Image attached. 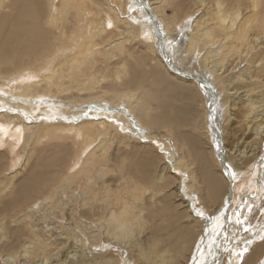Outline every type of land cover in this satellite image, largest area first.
Returning a JSON list of instances; mask_svg holds the SVG:
<instances>
[{"label":"bare ground","instance_id":"bare-ground-1","mask_svg":"<svg viewBox=\"0 0 264 264\" xmlns=\"http://www.w3.org/2000/svg\"><path fill=\"white\" fill-rule=\"evenodd\" d=\"M166 6L171 13L165 12ZM196 7L200 14L187 31L185 50L171 47L169 39L176 42L181 37L184 21ZM172 80L185 89L192 86L204 100L192 127L214 146L211 155L225 183L218 196L211 183L217 176L201 151L185 144L179 148L165 138L156 143L159 127L177 129L174 118L154 108V100L159 109L166 107L160 87L173 89ZM14 85L17 97L9 94ZM180 121L183 124L186 117ZM0 126V145L5 143L11 154H22L23 164L10 176L3 175L1 162L7 157L0 152V200L17 205L41 198L39 207L45 206L50 217L59 219L65 212L74 217L82 232L81 246L85 247V237L93 244L103 235L109 239L105 244L127 251L117 263L111 256L101 257L104 264L134 263L128 254L138 242L136 234L147 225L152 234L164 229L165 221H179L173 211L189 217V223L200 219L197 245L194 236L176 246L175 256L156 249L161 237L144 238L148 252L138 254V264H236L237 244L242 245L240 250L248 249L238 264H264V213L248 227L257 215L256 200L264 203L263 193L256 199L260 182L264 188V0H0ZM70 127L80 157L73 171L58 180L60 167L74 157V147H64L54 138ZM164 131L177 140L179 130ZM139 132L143 138H137L145 142L136 158L132 138ZM41 138L53 141L36 152ZM228 140L232 148H226ZM113 141L116 148L110 152ZM148 143L151 151L160 144L159 152L168 153L166 162L173 159V166L155 171L156 156L147 149ZM195 161L205 170L200 180L191 169ZM170 169L188 176L176 184L187 210L179 203L170 210L168 201L152 207L170 194L165 192ZM202 195L213 202L211 206L218 202L215 210H209ZM246 201L251 204L244 208ZM30 207L31 214L40 210ZM27 225L30 237L22 255L31 251L40 232L37 222ZM3 226L0 218V240ZM246 229L252 231L243 237ZM48 230L54 244L58 238ZM165 232L166 228L160 233ZM38 241L42 255L38 263L49 259L53 263L57 252L49 257ZM25 255L21 262L16 254L8 258L23 264Z\"/></svg>","mask_w":264,"mask_h":264},{"label":"rangeland","instance_id":"rangeland-1","mask_svg":"<svg viewBox=\"0 0 264 264\" xmlns=\"http://www.w3.org/2000/svg\"><path fill=\"white\" fill-rule=\"evenodd\" d=\"M144 7H146V5ZM198 11H200V10H198V8L196 7L188 15L189 17H191V19L188 21H184V25L182 26V31H181V37L177 36V38L175 40L176 42H172L173 39H171V38L169 39V43H170L171 47L172 46H179L180 51L185 50V45L187 43L188 35H189L187 33V31L189 32V30L193 24V21L200 14V12H198ZM165 12L171 13V7L166 6ZM194 55L198 56V54H194ZM14 87H16V85H14L12 89H10L11 91L9 92V94L16 96L14 94ZM162 87L163 88L160 87V89L162 90V97L161 98H162V101L165 102L167 105L164 109H159L158 108L159 101L154 100L155 112L157 110H159V111L163 110L162 112L166 117L174 118L173 121L177 125V129L172 127L173 125H165V126L159 127L158 128L159 133H158L157 137H155V139L158 138L157 139L158 141L155 140L156 143H158V142L161 143L162 138H165V139H169L172 143L176 142L179 145V148L181 145L185 144V145L189 146L192 149V151L193 150L201 151L204 154L205 158L210 162V171H212L217 176L216 180H212L211 183L214 184L215 187L217 188V196L220 195L221 193H223L222 191H224L225 183L219 174L218 163L213 161V157L211 155V152L213 151L214 146L209 141L207 136L200 134L199 133L200 130L198 131L197 129H193V127H192V122H195L202 114L204 100L197 94V92L194 90V88L192 86H188V88L185 89L183 87H179V84L174 80H172L173 89L172 88L168 89L166 85H163ZM256 90H258V89H256ZM261 97L259 96V99ZM6 104L8 107H10V109H16V105L11 104V103H6ZM21 109H24V108H21ZM25 113L28 115H33L31 110H26ZM35 113L41 114L40 112H35ZM44 113H46V112H44ZM182 116L186 117V121L183 124L180 121V118H182ZM48 120L50 121V119H48ZM14 126H15V124L13 123L12 127H14ZM72 129H73V127H70L68 129L64 130L63 133L61 132V135L59 136V138H54L55 141L59 140V142H64L65 143L64 147L68 146L69 144H71L74 147V157L71 158V160L69 161L68 164H66L65 167H63V166L60 167L61 172L59 174L58 180L62 176L69 174L73 171L74 165L76 164V161L80 157V155L77 156L78 151H76L75 146H78V143H77L76 138H74V136L72 134ZM164 130H168L169 132L179 130L177 133L178 134L177 140L175 141L173 135L172 136L167 135ZM245 132H247V131H245ZM138 135H140L143 138L142 132H139L138 134L136 133V135H134L135 138H132V141L134 142L132 144V147H134V151H136V153L134 154L136 156V158L139 157L138 153L141 150V145L145 142V141L138 139L137 138ZM41 141H42V143H40L41 145H36L37 146L36 152H39L40 147L47 148V146L53 140H46V139L43 140V138H41ZM114 143H115V141H113V143H112L113 146L110 149V152L115 151L114 148H116V147H115ZM29 146H30V144L28 145V147ZM225 146H226V148H232L231 140L226 141ZM149 147H150V143H148V146H147L148 150H150ZM159 150H161L160 144L154 145V149L152 150L154 152H152L150 150V153L152 152V154L156 156V158L154 159V164H155L154 170L157 171L159 168L163 167L164 165H167L171 168L173 166V163H174L173 159H170V162H166L167 158H168V153H161V151L159 152ZM0 152L2 154H5L7 157L5 159V162H1L2 163L1 166H5L4 169L2 170L3 175L5 174V175L10 176V174H12V172L9 173L10 171L14 172L15 169L18 170L19 168H21L23 166V164L20 163V160L22 159V154H20L18 156L15 154V152H13L11 154L9 147L5 146V143H3V145H0ZM123 152H124L123 150H120L119 153L123 154ZM162 152H163V150H162ZM85 153H86V151H85ZM130 155H133V154H130ZM193 156L195 157V155H193ZM34 160L35 159H31V162H33ZM200 165H201V163L199 161H195V164L191 167V169L193 168V172H194V175H195L197 180H200L201 172L205 171L202 168H199ZM185 174H186V172L181 174L178 172H173L170 169L169 170V182L170 183H169V186L167 188H165V192H169L170 194L168 195V197L166 199H163L161 196L160 200L155 205H153L152 207L157 206L158 208H160V207L166 205L165 201H168V206H169L170 210L173 207H175V205L177 203H179V206L181 209L187 210V208L185 207V204H186V201L184 200L185 198L182 195H180L176 189L177 188L176 184H178L179 180H181L182 182L187 181L188 176ZM15 179H18V175L16 176ZM262 179L264 180V175H262ZM258 181H260V180H258ZM63 182H65V180H63ZM74 183L76 184L77 181H75ZM200 184H202V183H200ZM259 186H260V193L258 194V197L256 196L257 197L256 199H259V195H261V193H263V195H264L263 182H260ZM254 190H251L250 192H253ZM77 191H78V188L75 189V192H77ZM47 192H50V190L48 189L47 191H45V194H47ZM143 194L145 196L147 195L146 192ZM40 201H41V198H35L33 200L31 199L28 201L24 200L23 202H21L17 205H13L12 203L10 204V202H6L5 200H0V218H2L4 221V226L2 229L3 236L0 240V264H14V261H12V258L11 257L8 258L9 255H14V254H16V256L19 257V259H21L20 262L22 261V257L26 254L25 253L24 255H22L24 253L23 244L26 243L28 236L30 237V231H28V229H30L31 226L27 225L28 222H37L38 226L40 228V232H39V236L36 235V237L34 238L35 241L32 244V247L30 249L31 251H29L25 255V261L23 264H39L38 262L42 256L40 253V248H39V241H38L39 239H41L42 242L44 243L43 247L45 248V253L49 257L52 256V254L54 252H57V254L54 257L55 259H54L53 263H51V264H95L96 262H98L100 264H104V262H102V260H101L102 259L101 257H108V256H111L114 260V263H117L118 258L120 257L122 252H124V254H125V252L127 253V251L125 249L123 251L122 248L121 249L119 248L118 249L119 252H118L116 250L117 249L116 247L112 248L111 246H114L113 243H109L110 246L108 244H105V242H107L109 239H106L103 235H101V240L98 243L93 242V244H91V242L88 241L87 237H85L86 241H84V243H83V244H85V247L81 246L79 239L81 238L82 232L76 226V224H74V219H73L74 217L69 216L68 213H66V212L64 213V217H61L59 219H57L56 217H50V214L47 215L45 213V210L43 209V208H45V206L42 205V207L40 209L39 205L42 204V203H39ZM202 201L208 202L210 206H211V203H213L210 200H208L207 198H205L204 195H202ZM256 201H257V202H255L256 207L254 206L253 214L257 213V215L256 216L253 215L254 217L248 222V225H253L254 222L257 224L258 221H260L262 214L264 213V210L262 212H260L261 205L262 204L264 205V203L260 204L261 203L260 200L259 201L256 200ZM43 203H45V202H43ZM215 204L217 205L218 202ZM247 204L250 207L251 201H249V202L246 201V203L243 207L247 208ZM29 205L30 206L32 205V206H34V208H38L40 210L35 211L34 214H31L30 210L32 208ZM216 205H214L215 207L211 206V209H209V210L210 211L215 210ZM238 208H241V207L239 206ZM257 208H259V210H257ZM243 210H245V209H243ZM192 212H190V213L194 216L195 215L194 211H192ZM164 213L167 216L172 215V214L168 213V211H165ZM173 215L178 216L179 221L174 222L173 220H171V221L167 222V221L163 220V221H165V225H166L165 228H166L167 232L160 233L162 231H165V228H164V229L155 231L151 234L150 233L151 226L147 225L140 233L136 234L135 240H137L138 242L135 246H133L130 249V253L128 254L132 258L135 259V262L134 263L132 262L130 264H138L136 262V260L138 258V254L141 251H144V253L148 252V247H149L148 243L145 244L142 242L144 238L155 239L156 237H161L162 242L160 245L156 246V249L162 250V251L167 250L169 252H175V256H177V254H176L177 251L175 249L176 246H180L185 241L190 242L194 236H197L196 234H197L199 224H200L199 218L195 219V218H192L193 217L192 216L191 217L192 221L189 223L188 222V220L190 219L189 217H187V219H186L183 216H181L179 213H175L174 211H173ZM231 215H232V212H231ZM39 217H40V219H38ZM215 217H217V215H215ZM243 220L246 221V219H243ZM212 221L213 220H211V222ZM182 223H183V226H182ZM56 226H61V227H59L58 230H55ZM254 226L255 225L248 226V227L250 228V227H254ZM48 229L54 230L53 234L56 235L58 238L54 244H51V236H50V231ZM207 230H208V227H207ZM208 231H210V230H208ZM248 231H249L248 234H250L252 230L250 231V230L246 229V231H244L242 233V236L244 237V235H248V234H246ZM70 232H73V233H70ZM66 233H68V234H66ZM73 235H75V238H73ZM86 236H87V234H86ZM179 236H180V238H178ZM198 237L199 236H197V238L195 237L196 238L195 242H194L195 246L197 245L196 241L198 242V240H199ZM102 243H104L103 246L101 245ZM241 246L242 245H240V244H237V246H236V250H235V254H236L235 255L236 261L235 262H236V264H238L239 258L241 259V257H240L241 255L239 254V256H238V253H237V252H239V253L241 252V250H240ZM86 247H92V249L95 251L85 250ZM237 247H239V248H237ZM105 249L107 251H103ZM211 249H212V246L210 245L207 251L208 252L210 251V253H211ZM237 249H239V250H237ZM96 250L103 251V252H99V251L97 252ZM247 251H248V249H247ZM243 253L245 254V251ZM263 256H264V254L262 255V258H263ZM259 259H261V258H259ZM148 260L149 259L146 258V261H148ZM180 261H182V258L180 259ZM49 262H50V259L46 264H50ZM258 262L259 261L255 262V264H257ZM183 263L187 264L186 261Z\"/></svg>","mask_w":264,"mask_h":264},{"label":"snow or ice","instance_id":"snow-or-ice-1","mask_svg":"<svg viewBox=\"0 0 264 264\" xmlns=\"http://www.w3.org/2000/svg\"><path fill=\"white\" fill-rule=\"evenodd\" d=\"M189 19H191V18H189ZM108 27H111V23L108 24ZM0 130H2V126H0ZM232 179L233 180H236L237 179V177L235 176L234 173L232 174ZM197 214L198 215H203V213H199V212ZM206 219H208L210 221L211 220V217H207ZM244 251H247V249L245 248V249L241 250V252L239 254L242 256Z\"/></svg>","mask_w":264,"mask_h":264}]
</instances>
